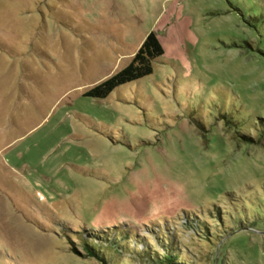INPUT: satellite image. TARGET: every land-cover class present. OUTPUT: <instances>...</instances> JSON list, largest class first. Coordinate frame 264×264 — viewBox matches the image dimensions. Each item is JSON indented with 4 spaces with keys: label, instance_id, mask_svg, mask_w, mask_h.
<instances>
[{
    "label": "rangeland",
    "instance_id": "374dc122",
    "mask_svg": "<svg viewBox=\"0 0 264 264\" xmlns=\"http://www.w3.org/2000/svg\"><path fill=\"white\" fill-rule=\"evenodd\" d=\"M82 236L264 264V0H0V264H103Z\"/></svg>",
    "mask_w": 264,
    "mask_h": 264
},
{
    "label": "trees",
    "instance_id": "16d2710c",
    "mask_svg": "<svg viewBox=\"0 0 264 264\" xmlns=\"http://www.w3.org/2000/svg\"><path fill=\"white\" fill-rule=\"evenodd\" d=\"M163 54L164 48L157 34L154 31H150L127 65L106 79L93 85L83 95L93 98L107 97L118 86L151 74L153 71V60ZM80 239L83 241L81 243L87 254L96 257L102 261L103 264H109L108 261L111 263L109 258L107 260L106 253L109 252L113 255L116 254V252H120L118 236L106 240L105 244L97 241L94 237L86 240L84 236H82ZM139 256H141V261L149 264H176L175 260L177 258V255L166 247L165 252L161 256L156 253L154 256H150L146 251H142Z\"/></svg>",
    "mask_w": 264,
    "mask_h": 264
}]
</instances>
